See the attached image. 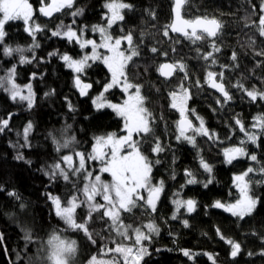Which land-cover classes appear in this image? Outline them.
<instances>
[{
	"label": "trees",
	"instance_id": "1",
	"mask_svg": "<svg viewBox=\"0 0 264 264\" xmlns=\"http://www.w3.org/2000/svg\"><path fill=\"white\" fill-rule=\"evenodd\" d=\"M29 2L33 6V19L42 31L36 32L33 40L24 31L22 20L10 21L5 25L4 43L0 44V121L14 114L8 128L0 133V236L3 237L0 241V264H51L47 260V241L52 235L81 241L82 252L87 253L82 263L89 261L91 256L110 257L112 253L104 254L107 249H113L117 244L131 245L133 241L119 235L108 218L97 219L100 213L93 212L92 219L87 220L89 233L95 240L93 244L82 231L68 229L55 216L54 205L48 199L49 193L59 196L62 206L71 194H76L80 200L85 199L82 192L77 191L87 183L82 178L83 174L71 177L75 188L60 178L52 181L45 175L56 163L67 169V164L60 159L64 155L73 156L76 162L75 152H82L87 157L97 137L125 134L122 118L111 109L97 111L92 104L93 97L110 80L107 68L99 61L91 63L81 79L93 87L85 98H81L74 86L75 73L59 55H49L56 51L75 58L83 56L78 44L53 37L51 32L61 22L77 29L87 27L89 32L94 25H105L106 0H74L73 9H62L50 21L44 20L39 13L40 0ZM124 2L131 4L132 8L124 10V21L114 24L109 34L116 38L131 33L133 47L139 52L128 62L126 72L129 82L141 86L144 106L152 114L150 127L153 133L134 135V138L152 165V181L156 184L163 181L164 187L154 212L140 200L130 212H121V221L125 225L130 224V230L139 228L144 232L148 223L159 229L158 234L146 231L151 238L142 242L150 253L145 257L147 264H264V255L260 254L264 252V183H258L264 181V174H250V193L260 201L252 215L239 219L223 209L212 207L216 201L231 204L238 198L235 174L245 172L248 167L259 169L264 165V135L259 128L253 127L255 118L264 115V100L258 98L252 102L234 87L239 82L249 90L264 91V56L256 55L264 50V37L258 30L264 0H186L183 9L186 19L207 16L216 18L222 25L216 37L204 34L205 38L195 43L170 32L168 25L172 23L173 0ZM76 9H82L83 14L73 17L71 12ZM165 30L168 31L167 36L164 35ZM35 44L39 47L34 48ZM213 45L219 48L218 52L213 50ZM125 46L130 53L127 43ZM5 47L24 51H13L11 56H6L3 52ZM153 47L157 49L156 53L151 51ZM209 52L216 60L215 64L202 58ZM233 53L237 55L236 61L232 60ZM21 56L31 62L21 63ZM165 62L177 66L182 63L185 72L178 71L174 79L165 80L157 70ZM13 67L16 69L15 83L24 89L21 94L26 95L24 86L32 84L36 102L31 109L26 101L11 99L10 85L5 78ZM208 71L224 72L223 80L219 76L217 80L225 84L232 96L231 101L223 103V98L209 88L206 82ZM181 85L190 93V109L203 118L210 133L216 134L214 140L196 135L194 147L183 137L177 139L181 118L171 107L170 92H177ZM105 97L119 103L125 94L114 88ZM217 100L222 103L218 104ZM236 118L243 122L249 134L256 133L257 144L247 141L235 124ZM190 119L196 126L197 121L193 117ZM29 123L33 127L28 134V146H23L24 130ZM185 135L194 133L191 130ZM157 140L163 151L153 153ZM241 141L245 144L241 145ZM66 142L69 146L62 147ZM240 146L245 147L249 154H255L257 162L246 156L226 164L223 149ZM18 154H22L24 159L18 160ZM201 157L213 168V182L207 188L202 183H186V170L193 172L198 181L208 179L209 174L200 166ZM25 160L31 163H25ZM85 168L90 169V165ZM9 192L15 196H9ZM177 192L179 196L175 195ZM176 199L196 201L195 211L188 213L182 207L176 213L173 203ZM88 211L87 205L77 208V221L85 222ZM174 214L177 215L175 220L172 219ZM184 220L188 221L187 227ZM26 233L28 239L25 238ZM227 240L241 245L236 257H232V248ZM185 250L193 254L192 259L183 254ZM120 264H124L122 260Z\"/></svg>",
	"mask_w": 264,
	"mask_h": 264
},
{
	"label": "snow or ice",
	"instance_id": "2",
	"mask_svg": "<svg viewBox=\"0 0 264 264\" xmlns=\"http://www.w3.org/2000/svg\"><path fill=\"white\" fill-rule=\"evenodd\" d=\"M186 3V0H174V22L168 25L174 33H180L193 43L200 41L206 37H216L218 30L222 27L221 23L216 18L196 17L194 19H183L181 16L182 6ZM39 13L45 17H51L54 12L59 13L62 9H73L74 0H40ZM107 13L103 17L106 21L105 26L94 25L92 27L93 32H99L101 35V42L97 44L94 40L83 39L84 29L79 30L74 29L71 25H64L61 22L57 25L56 30L51 32L53 37H60L66 39L68 43L75 42L79 45L81 50L88 48L90 46V54H84L80 59H74L67 53L58 54L54 51L49 53L50 56H57L65 62L68 68H70L76 75L74 76V86L77 88L81 96H87L89 90L93 87L91 83L83 82L81 76L86 72L87 68L91 67L92 63L100 62L108 70L110 75L109 82H106L102 86V91L92 99V104L95 106L97 111L104 109H111L117 116L123 119V130L126 133L124 136L117 137L115 133L109 134L106 137H97L95 146L92 149V154L87 157L82 152H75V156L79 158L78 165L73 166V156L64 155L60 159L67 164V169L61 166V163H56L51 166V172H45V175L49 177L50 180L55 181L58 178L62 179L64 182L72 184L75 188L71 177L79 176L83 174L82 178L88 183H85L82 189H77V191L82 192L85 199L80 200L76 194H71L70 198L67 199L66 204L62 206V199L59 196H54L51 193L47 194L48 199L54 205L55 216L59 217L60 220L64 222L68 229L73 231H82L87 238L95 244V240L89 233V228L87 227V220L92 219L93 212H99L100 216L97 219L103 220L108 218L111 221V226H113L116 232L128 237L127 229H131V225H125L121 221V210L123 212H130L132 208L137 206V202L144 200L149 208L154 212L156 210L157 201L160 198V194L163 191V181L159 183V186H154L151 180L152 165L148 158L142 154L139 142L133 139L134 135H148L153 133V129L150 127L152 121L151 112L144 106V97L141 95V86L131 83L128 80L126 68L128 62L132 61L133 57L138 56L139 52L133 47V36L131 33H127L122 37L113 38L108 29H111L114 24L118 21H124L125 15L124 10H130L132 5L124 2V0H106L104 4ZM260 12L262 13L259 17V35L264 37V4L261 5ZM83 14L82 9H76L71 12L73 17ZM154 16V14H153ZM33 18V6L29 0H0V44L4 43L6 36L5 25L10 21L23 20L26 25L24 31L32 36L35 40V33L42 31L39 25L34 27H29L30 21ZM76 23L75 20L72 22ZM188 29H191L189 33ZM79 31V34H78ZM164 35H168V31L165 30ZM127 43L130 54L126 55V52L122 50V42ZM35 47H39V44H35ZM105 49L108 54H100L98 49ZM32 50V49H30ZM213 50L215 52L219 51V48L213 45ZM13 51L23 52L24 49H11L5 47L3 49L4 55L11 56ZM153 53L157 52V49L153 47L151 49ZM258 56H264V50L258 51L256 53ZM205 61H209L210 64H215L216 60L212 58V53L209 52L202 57ZM232 60H237L236 53H233ZM21 63H30V60H26L21 56ZM227 67V66H222ZM185 72V65L179 64L178 66L173 63H163L158 67V72L160 76L166 79L171 77L175 71ZM16 74L15 67L8 71L5 78V82L10 85L9 91L11 99L16 101L27 102V107L31 109L34 106V92L32 89V84L29 83L24 86L27 89V94H21L23 88L15 83L14 77ZM187 76V73H185ZM217 76L220 80H223L224 72L216 73L214 71L207 72V83L209 87L214 88L223 97V103H228L232 100V96L228 90H226L222 82H217ZM35 78V74H33ZM199 83V82H197ZM2 86V85H0ZM114 87H119L122 92L127 94V99L123 104H115L107 100L105 93ZM239 90H241L252 102L264 100V91H257V89L252 88L251 90L244 87L242 83H237L234 85ZM134 89V92L131 91ZM45 95H51V93H46ZM170 97L172 100L171 107L179 111L181 116L180 121V136L177 139L183 137L188 143L196 146V135H202L207 137L209 140H214L216 138L215 133H210L205 127L204 120L197 116L199 120V126L193 128L192 123L186 119V102L190 98L187 88L181 85L180 94L176 91L170 92ZM220 104L222 101L217 100ZM69 109H72V105L69 103ZM195 114V110H191ZM235 124L239 127V131L244 133L247 137V141L252 144H257L258 136L256 133H251L247 131L243 122L239 119H235ZM9 126V120L4 119L0 121V133H3ZM33 125L29 123L24 130V141L23 146H28V134L30 133ZM254 128H259L261 135H264V115L255 118ZM192 129L194 135L186 136L185 130ZM74 139V138H73ZM245 144V141H241V145ZM68 143H64L62 147L67 148ZM129 148L131 151H126ZM108 151H104V149ZM163 151L159 141L155 142V146L152 148L153 153H159ZM223 156L225 158L226 164H232L233 161L240 157H249L251 161L257 162V156L255 154H249L246 148L231 147L223 149ZM18 160H23L22 154H18L16 157ZM86 158L88 160H100L103 167L100 169L103 173H108L111 178V183H105L101 180L100 175L93 176V173L85 168ZM25 163L30 164V161L25 160ZM159 163V161H156ZM200 166L203 168L204 172L208 173V179L205 181H198L193 172L190 170L185 171V176L187 177L186 183L189 185L202 183L205 188L213 182L212 179V166L207 163L202 157L200 158ZM259 172L264 174V165L259 169L253 167H248L245 172L234 177V184L239 191V198L235 203L224 204L220 201L214 202L212 207L217 209H223L225 212H230L232 216L239 219H244L246 216L252 215L258 204L260 203L259 198L254 197L250 194V184L252 183L250 174ZM174 178V177H173ZM248 178V179H246ZM258 183H264V181H259ZM2 191V189H0ZM143 192L147 193V198L141 194ZM9 196H15V193H8ZM179 196L180 193L175 194ZM102 197L103 203L96 201V197ZM176 206V213H179L182 207L186 208L188 213H192L196 208V201L192 199L180 200L176 199L173 201ZM87 205L88 216L85 222H78L76 218L77 208ZM23 207V205H21ZM103 210V211H101ZM172 219H177V215L174 214ZM183 224L185 227L188 226V221L184 220ZM149 232H156L158 234L159 229L155 228L153 224L149 223L146 225ZM135 231V241L134 244L136 250L134 252L133 247H126L121 244L113 249H107L104 252L105 255L108 253H119L123 255L124 264H129L131 259V264H147L145 257L149 256V250L147 247L142 245L143 241L150 240V236L142 232L139 228L134 229ZM25 238L28 239L29 236L26 233ZM3 237L0 236V241ZM221 239H224L221 236ZM228 244L231 245L232 257H236L240 252L241 245L235 241L227 240ZM47 247L49 251L47 252V260L51 264H70V261L74 259L77 252V241L76 240H66L61 238L59 235H52L47 241ZM103 251V250H102ZM183 254L189 259L193 258V254L185 250ZM264 255V252L260 253ZM251 255V253H249ZM209 259H212L209 256ZM116 261V256H112L109 260H98L97 256H91L89 264H114Z\"/></svg>",
	"mask_w": 264,
	"mask_h": 264
},
{
	"label": "rangeland",
	"instance_id": "3",
	"mask_svg": "<svg viewBox=\"0 0 264 264\" xmlns=\"http://www.w3.org/2000/svg\"><path fill=\"white\" fill-rule=\"evenodd\" d=\"M262 4H264V2L262 3ZM105 8V7H104ZM105 13H107V9H105ZM33 13H34V11H33ZM123 14H124V12H123ZM23 21V20H22ZM119 22V21H118ZM35 25H38V23H36V21L32 18V21H30V25H29V27H34ZM64 25H66V24H64ZM71 25V24H70ZM67 26V25H66ZM72 26V25H71ZM99 26H105L106 27V24L105 25H99ZM25 27H26V25H25ZM74 28V27H73ZM83 29H84V35H83V39H90V40H94L95 42H97V44H99L100 42H101V35L99 34V32H93L92 31V28H91V30H90V32L88 31V28L87 27H82ZM74 29H77V28H74ZM81 29V28H80ZM77 30H79V29H77ZM108 32H109V29H108ZM78 34H79V31H78ZM89 34H91V35H89ZM94 34V35H93ZM96 34H98V37H96L95 35ZM125 43H126V41L125 42H122V50H124L125 52H126V55L127 54H130L129 52H128V50H127V48H126V46H125ZM125 46V47H124ZM128 47V46H127ZM90 52H91V48H90V46L88 47V48H85L84 50H83V55L84 54H90ZM98 52L100 53V54H108L107 52H106V50L105 49H98ZM82 57V56H81ZM81 57H79V58H75V57H73L74 59H80ZM89 63L91 64L92 62L91 61H89ZM76 75V74H75ZM111 75V74H110ZM82 78V77H81ZM114 88H119V87H114ZM113 88V89H114ZM120 89V88H119ZM112 90V89H111ZM110 91V90H109ZM131 91H133L134 92V89L133 90H131ZM180 91H181V88L177 91V93L178 94H180ZM189 92V91H188ZM125 94V93H124ZM142 95V94H141ZM189 95H190V93H189ZM97 95H95L94 97H93V99L96 97ZM105 96H106V93H105ZM143 96V95H142ZM107 98V97H106ZM127 99V94H125V98H124V100L122 101V102H114L113 100H111V99H108L107 98V100H109V101H111L112 103H115V104H123L124 103V101ZM189 101H190V98L187 100V102H186V105H187V107H186V111H185V117L186 118H191V117H193L196 121H197V125L196 126H194V128H197L198 126H199V120L196 118L198 115L195 113V114H193L192 113V111H191V109H190V106H189ZM171 103H172V100H171ZM176 110V109H175ZM178 113H179V111H178ZM179 115H180V113H179ZM119 117V116H118ZM200 117V116H199ZM121 118V117H120ZM180 118H181V116H180ZM202 118V117H201ZM203 119V118H202ZM205 127L207 128V126H206V124H205ZM208 129V128H207ZM209 130V129H208ZM210 132V131H209ZM124 135H126V133L125 134H123V135H116L117 137H120V136H124ZM107 135H104V136H99V137H106ZM133 139L135 140V141H137L138 142V140L137 139H135L134 137H133ZM95 143H96V139H95ZM95 143H94V145H93V147L95 146ZM93 149V148H92ZM126 151H131V149H129V148H127L126 147V149H125ZM104 151H108V149L106 148V149H104ZM90 154H92V150H91V153ZM78 162H79V158H78ZM78 162H76L75 161V159L73 158V166H76V165H78ZM90 165V169H88L89 171H91L92 173H93V176H95V175H100L101 176V180L103 181V182H105V183H111L112 182V178H111V176L108 174V173H103V172H101L100 171V169L103 167V165H102V163H101V161L100 160H88L87 158H86V162H85V167H87V165ZM243 173V172H242ZM242 173H238V174H235L234 175V177L236 176V175H240V174H242ZM247 179V178H246ZM151 180H152V178H151ZM87 183H88V181H87ZM152 183H153V185L154 186H159V183L158 184H156V183H154L153 181H152ZM236 187V186H235ZM237 189V188H236ZM251 189V188H250ZM237 191H238V189H237ZM238 193H239V191H238ZM144 197H145V199L147 198V193L146 192H143L142 191V193H141ZM251 194V193H250ZM238 198H239V195H238ZM237 198V199H238ZM236 199V200H237ZM236 200L234 201V202H232V203H235L236 202ZM96 201L97 202H99V203H103V200H102V197H96ZM144 201V200H143ZM158 202V201H157ZM121 212H122V210H121ZM228 213H230V212H228ZM121 214V213H120ZM231 214V213H230ZM149 224V223H148ZM148 224H146V225H148ZM151 224H153V223H151ZM154 225V224H153ZM154 227L156 228V226L154 225ZM146 231H149L148 230V228L147 227H145V231H144V233L145 234H147V235H149L150 236V234L149 233H146ZM143 232V231H142ZM127 233H128V240L129 239H131L132 241H133V244H131V245H124V246H126V247H133V249H134V252H135V250H136V247L137 246H135V244H134V241H135V231L132 229V230H130V229H127ZM153 233V232H152ZM155 233V232H154ZM61 238H63V237H61ZM63 239H66V240H76L77 241V252H76V254H75V257H74V259L73 260H71L70 261V264H89V261H85V263H82V261H83V258L87 255V253H83L82 251H84V250H82V248H83V246L81 245V241H79L77 238L75 239V238H71V239H67V238H63ZM87 252V251H86ZM102 256V255H101ZM112 256H116V261L114 262V264H120V260H122V262L124 263V260H123V255L122 254H119V253H112ZM112 256H110V257H101V258H97L98 260H109V259H111V257ZM129 264H131V259L129 260Z\"/></svg>",
	"mask_w": 264,
	"mask_h": 264
},
{
	"label": "water",
	"instance_id": "4",
	"mask_svg": "<svg viewBox=\"0 0 264 264\" xmlns=\"http://www.w3.org/2000/svg\"><path fill=\"white\" fill-rule=\"evenodd\" d=\"M50 3V2H49ZM173 3H174V0H173ZM186 4V3H185ZM185 4L182 6V9H181V16H182V18L183 19H186L185 17H184V15H183V9H184V6H185ZM173 8H174V4H173ZM173 8H172V23L174 22V12H173ZM42 15V14H41ZM57 15V13L56 12H54L53 14H52V16L51 17H45V16H43L42 15V18L44 19V20H46V21H50V20H52L53 18H55V16ZM171 23V24H172ZM169 30H170V32L173 34V35H177V36H180V37H184L185 38V36H183L182 34H180V33H174V32H172L171 31V29L169 28ZM220 30H221V28L218 30V32H217V35L219 34V32H220ZM188 31H189V33L191 32V29H188ZM165 63H171V62H165ZM177 72H178V69H177V71H175L174 73H173V75L171 76V77H169V78H165V77H162L163 79H165V80H172V79H174L175 78V76H176V74H177ZM32 79H34L33 77H32ZM217 82H221V81H218L217 80ZM224 84V83H223ZM209 86V85H208ZM224 86H225V84H224ZM213 92H215L217 95H219V96H221L222 97V95L218 92V91H216L214 88H211V87H209ZM225 88H226V86H225ZM92 90V88L89 90V92ZM227 90V89H226ZM81 96V95H80ZM86 96H81V98H85ZM223 98V97H222ZM35 102H36V98H35V95H34V105H35ZM34 107V106H33ZM32 107V108H33ZM14 116V114H11L9 117H8V120H9V124H10V120H11V118ZM187 120H189L191 123H192V126L194 127V122L192 121V119H190V118H186ZM180 121H181V119L179 120V122H178V126H179V129H180ZM191 130L192 129H186L185 130V133H190L191 132Z\"/></svg>",
	"mask_w": 264,
	"mask_h": 264
}]
</instances>
